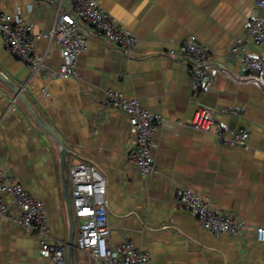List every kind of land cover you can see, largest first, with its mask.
Returning <instances> with one entry per match:
<instances>
[{
  "label": "crops",
  "instance_id": "crops-1",
  "mask_svg": "<svg viewBox=\"0 0 264 264\" xmlns=\"http://www.w3.org/2000/svg\"><path fill=\"white\" fill-rule=\"evenodd\" d=\"M61 1L63 12L71 0H0V13L20 15L36 32H45ZM96 1L134 33L136 48L128 56L86 30L88 47L72 79H57L49 71L33 73L7 52L0 37V73L22 90L69 151L71 203L68 167L88 162L107 179L110 247L130 242L149 252L153 264H264V241L257 237V229H264V75L248 73L228 58L253 15V0ZM260 16L264 20V9ZM190 37L214 54L211 82L197 98L185 65L169 55ZM37 52L46 55L54 70L63 63L56 39L38 41ZM249 52L264 58V43ZM111 89L163 117L152 177H142L128 163L135 135L128 118L106 106ZM197 107L211 112L214 127L249 133L247 149L222 145L211 132L191 128ZM0 169L44 202L53 239L67 244L68 264L70 223L61 148L2 81ZM180 186L209 199L215 210L234 213L245 226L235 236L212 235L195 215L177 206ZM78 234L75 221L72 264H90L76 249ZM0 264L51 262L40 256L35 234L0 219Z\"/></svg>",
  "mask_w": 264,
  "mask_h": 264
},
{
  "label": "built area",
  "instance_id": "built-area-1",
  "mask_svg": "<svg viewBox=\"0 0 264 264\" xmlns=\"http://www.w3.org/2000/svg\"><path fill=\"white\" fill-rule=\"evenodd\" d=\"M254 10L244 35L228 51V58L235 60L248 73L264 75V58L251 55V46L264 43V20L260 11L264 0H253ZM58 13L50 30L36 32L30 23L23 22L20 15L0 13V37L7 52L29 66L33 73L49 71L60 80L77 76V61L88 47L91 30L94 36L122 50L128 56L135 50L137 39L124 29L96 0H71ZM33 8H30L32 11ZM42 39H56L60 44L63 63L58 70L46 63V55L37 52V43ZM170 56L185 65L194 97H199L211 82L213 52L200 44L196 37L179 43ZM106 106L124 114L134 132V146L128 154V163L134 165L144 178L156 174L153 156L156 134L163 117L144 109L137 99L126 97L122 92L107 91ZM191 128L211 134L222 145L247 149L249 133L234 129L214 127V118L208 109L197 107ZM72 189L74 220L78 222L79 234L76 249L90 264H153L151 254L125 242L116 247L108 244L110 238L109 202L107 179L101 171L88 162H75L68 167ZM177 206L197 217L202 227L214 236L237 235L245 226L237 215L215 210L209 199L196 194L188 187L176 188ZM0 219H9L21 225L27 232L37 236L39 254L51 264H66V247L51 235L49 217L44 202L30 194L9 172L0 169ZM259 241H264V229H257Z\"/></svg>",
  "mask_w": 264,
  "mask_h": 264
},
{
  "label": "water",
  "instance_id": "water-1",
  "mask_svg": "<svg viewBox=\"0 0 264 264\" xmlns=\"http://www.w3.org/2000/svg\"><path fill=\"white\" fill-rule=\"evenodd\" d=\"M0 81L5 83L16 94L18 99L22 101V103L27 108V110L35 118V120L37 121L43 132L47 136L52 137L54 140H56L61 148L62 185H63V193L67 205L69 223H70V235H69L68 248H67V262L68 264H72V251L74 247V238H75V220L73 215V207L71 203V194L67 179V156L69 151L66 148L62 139L60 138V136L37 115L31 102L24 95L22 90L19 89L12 81H10L3 73H0Z\"/></svg>",
  "mask_w": 264,
  "mask_h": 264
},
{
  "label": "bare ground",
  "instance_id": "bare-ground-1",
  "mask_svg": "<svg viewBox=\"0 0 264 264\" xmlns=\"http://www.w3.org/2000/svg\"><path fill=\"white\" fill-rule=\"evenodd\" d=\"M134 34V33H133Z\"/></svg>",
  "mask_w": 264,
  "mask_h": 264
},
{
  "label": "rangeland",
  "instance_id": "rangeland-1",
  "mask_svg": "<svg viewBox=\"0 0 264 264\" xmlns=\"http://www.w3.org/2000/svg\"><path fill=\"white\" fill-rule=\"evenodd\" d=\"M77 227V226H76Z\"/></svg>",
  "mask_w": 264,
  "mask_h": 264
}]
</instances>
